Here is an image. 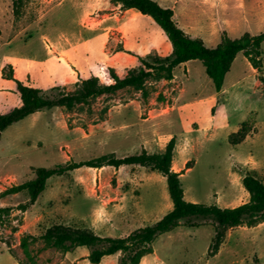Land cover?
Wrapping results in <instances>:
<instances>
[{
    "label": "rangeland",
    "instance_id": "374dc122",
    "mask_svg": "<svg viewBox=\"0 0 264 264\" xmlns=\"http://www.w3.org/2000/svg\"><path fill=\"white\" fill-rule=\"evenodd\" d=\"M155 1L197 14L202 39L208 32L220 39L222 33L235 38L264 32V0ZM215 39L205 45L215 46ZM126 40L129 49L123 48ZM170 51L165 32L150 16L111 0H0V113L21 103L15 79L47 93L68 92L92 75L110 83V70L123 76L139 65L138 56ZM112 54L113 64L106 57ZM260 58L257 70L239 52L218 92L196 59L176 67L171 81L149 80L147 96L124 87L71 110L53 107L24 117L0 134V192L33 178L34 167L109 152L117 157L142 149L159 152L174 136L173 162L183 169L186 200L220 207L245 202L243 176L264 181V41ZM12 75L16 78H8ZM248 119L253 129L241 142H230L229 135ZM27 197L26 191L0 197V206L12 207L0 221V264H92L84 246L63 252L43 248L41 239L25 255L20 238L38 237L56 223L126 236L172 208L165 177L140 165L80 166L54 174L35 202L18 210ZM193 221L200 225L182 222L160 234L139 264H264V220L227 229L213 256L207 254L212 222ZM121 255L104 256L97 264H118Z\"/></svg>",
    "mask_w": 264,
    "mask_h": 264
},
{
    "label": "trees",
    "instance_id": "16d2710c",
    "mask_svg": "<svg viewBox=\"0 0 264 264\" xmlns=\"http://www.w3.org/2000/svg\"><path fill=\"white\" fill-rule=\"evenodd\" d=\"M22 0H15L19 4ZM119 3L122 9H136L140 14L150 16L165 32L171 43L168 55L138 56L139 65L127 70L119 76L110 70L112 82L101 83L95 75L82 79L77 86L68 92L59 90L47 93L41 88L16 81V89L21 103L10 110L0 113V134L11 124L24 117L53 107H65L68 110L78 105L89 103L98 96L113 93L114 91L132 87L139 90L143 96L148 95L146 83L158 80H171L174 69L181 63L189 60H200L205 73L212 82L214 89L221 90L224 77L229 71L235 56L242 52L253 68L261 67L260 47L264 41V32L251 35L243 33L239 37L231 38L222 33L220 41L208 47L201 38L190 37L180 28L173 18V10L163 7L155 0H111ZM12 78V76L8 77ZM57 89V87H55ZM253 129L252 122L245 120L240 127L229 135L230 142H241ZM175 137H171L159 152H148L142 149L140 153L117 157L113 152L102 154L86 160L72 161L58 164L54 167H34L33 178L11 185L0 192V197L27 192V200L17 205V209L25 211L33 204L45 188L46 180L54 175L64 174L80 166L100 168L102 166L140 165L148 167L162 174L166 179L168 195L172 208L153 224L132 230L126 236H101L88 227H74L56 223L48 226L38 237L32 234H23L20 238V247L25 255L29 256L28 246L38 239L43 242V248H55L63 252L84 246L89 252L87 258L90 263L97 264L102 257L121 252L118 264H139L141 259L153 252L152 242L160 234L168 232L187 222L188 226H199L194 219L210 220L213 224L214 235L208 248V256H213L219 250L227 229L246 225L254 226L264 220V181L254 174L246 173L242 178V185L248 192V199L237 206L220 207L216 204L191 202L184 198V191L180 181V171L172 169ZM191 161L185 162V168L190 167ZM12 207L0 206V221L9 218ZM16 230V228H14Z\"/></svg>",
    "mask_w": 264,
    "mask_h": 264
},
{
    "label": "crops",
    "instance_id": "0c3cea01",
    "mask_svg": "<svg viewBox=\"0 0 264 264\" xmlns=\"http://www.w3.org/2000/svg\"><path fill=\"white\" fill-rule=\"evenodd\" d=\"M160 3V2H159ZM117 4H119V3H117ZM160 5L161 6H163V7H168V6H166L165 4L164 5H162L161 3H160ZM119 6H120V4H119ZM172 10H173V18H174V20H175V22L177 23V25L180 27V28H182L184 31H185V33H187L190 37H192V38H195V37H198V38H201L200 36H198V35H200V33L202 32V29L204 28V27H202V26H198V25H196V23L198 22V21H201V19H200V17L197 15V14H194V13H192L191 12V10H187V9H183V8H177L176 6L175 7H173V6H171L170 7ZM124 10H133V8H130V9H124ZM138 12V11H137ZM192 24L193 25H195V26H192ZM120 28V27H119ZM214 28V27H213ZM210 29H212L211 27H210ZM212 38V40L213 39H215L216 40V42L215 43H218L219 41H220V36H218V34H214V33H212V32H208V34H207V36H205V38L203 37V39H202V41L204 42V44L206 43V40H208V39H211ZM123 48L124 49H129V47L127 46V40L126 41H124V45H123ZM119 52H125V51H123V50H121V51H118L117 53H119ZM137 54H139L138 52H137ZM142 55V54H141ZM114 56H116V55H108V56H106L107 58H108V63H111V64H113V63H115V61H114V59L112 60V58H114ZM180 65H187V61L186 62H183V63H181V64H179L177 67H179ZM117 73V72H116ZM118 74V73H117ZM119 75V74H118ZM120 76V75H119ZM175 76H176V74H175V72H173V78L171 79V80H173L174 78H175ZM12 78H16V75H12ZM171 80H169V81H171ZM173 137V136H172ZM171 138V137H170ZM169 138V139H170ZM147 151V150H146ZM102 167H104V166H102ZM114 167V166H113ZM172 169L174 170V171H180L181 170V166H177V165H175L174 164V162H173V159H172ZM181 176V175H180Z\"/></svg>",
    "mask_w": 264,
    "mask_h": 264
}]
</instances>
